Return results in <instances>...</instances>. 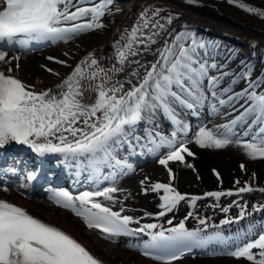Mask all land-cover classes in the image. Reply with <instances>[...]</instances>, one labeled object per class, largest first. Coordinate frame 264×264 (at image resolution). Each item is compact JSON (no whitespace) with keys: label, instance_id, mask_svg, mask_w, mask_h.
Returning <instances> with one entry per match:
<instances>
[{"label":"snow or ice","instance_id":"obj_1","mask_svg":"<svg viewBox=\"0 0 264 264\" xmlns=\"http://www.w3.org/2000/svg\"><path fill=\"white\" fill-rule=\"evenodd\" d=\"M112 2L101 0L96 4L94 0H0V46L67 42L78 34L103 29L105 25L101 18L111 14ZM186 2L195 3L196 0ZM88 3H93V6H81ZM73 8L75 11H72ZM245 10L256 11L251 8ZM160 12L158 8L146 9L131 30L123 29L120 39L114 43L119 67H101L94 54L89 53L55 88L41 91H35L33 86L0 71V148L14 141L27 145L40 155L62 154L65 160L79 162L101 176L103 166L119 168L123 173L124 169L132 170L133 166L126 159H118L115 153L125 144L130 151L136 150L133 141L139 145L141 138L134 133L141 121L152 122V118L160 111L173 122L177 130L186 133L187 126L179 119L177 106L197 115L198 110L207 106L211 115L219 116L222 114L221 108H235V104L243 100L244 104L240 105L243 111L239 116L213 130L201 127L194 142L200 148L224 149L233 145L242 149L250 160L264 159V91H257L264 85V74L252 80V69L249 67L231 81V84H236L239 80H246L245 88L233 92L229 86L218 92L223 77L231 74L223 72L221 76L209 75L210 68L215 69L216 65H208L200 60L197 49L204 45L198 44L193 38L191 44L186 46L181 36L175 37L172 43L166 41L158 50V58L150 66L141 64L139 60H129L130 56L139 54L140 45L148 50L157 42L156 37L166 30L161 20L167 24L172 23L171 15L160 17ZM260 15L264 16V13ZM7 56L8 52L0 47V63L11 64L12 59L19 60V57L6 60ZM56 62L66 64L65 61ZM131 63L138 67L124 80L117 79L118 74L124 71V66ZM140 68L144 69L143 74ZM7 72L11 73L12 68L9 67ZM132 77L136 79L135 83ZM205 80L207 92L203 87ZM250 117L251 123H248ZM238 124L248 126L240 133L236 131ZM248 137L250 139H246ZM140 147L146 148L148 152L160 147L169 149L158 162L167 169L171 179H175V174L169 167L170 161L194 167L186 162L183 155L191 157L194 153L185 142L177 139V131H173L171 137L159 132L150 134L148 143ZM240 168L243 171L245 165L241 164ZM216 175L219 178V173ZM28 179H33V176H28ZM140 183L146 194L149 189L143 188V185L147 183V177ZM236 183L239 184V181ZM18 187L26 188L27 185L20 184ZM149 187L151 191L163 190L165 193L159 197L162 201L159 217L175 209L180 201L189 200L192 207H195V201L202 198L186 197L170 183H153ZM0 191L8 192L7 184L0 186ZM117 191L119 189L113 186L104 190L83 191L75 197L67 191H60L53 199L57 205L83 217L88 228H97L105 233L106 238L140 233L148 236L150 239L142 245L143 255L160 264H172L187 251L196 247L207 248L211 244L219 245L222 255L243 258L250 264H264V226L256 230L255 225L250 224L246 231L238 230L234 236H225L222 231L207 233L208 227L220 226L209 225L207 219L200 217L195 218L205 226L203 229L189 230L184 221L169 228L156 223L141 225L140 220L121 215V212L113 211L111 207L96 200L97 197H104L105 200L115 202L111 194ZM253 191L264 193V188H254L246 182L236 193L209 192L205 195L218 200L224 195ZM238 206L241 209L239 215L222 220L221 226L238 223L246 214L251 215L247 213L246 205ZM222 210L226 213L229 211L228 208ZM188 216L192 217L193 213L189 212ZM167 223L171 225L172 220ZM133 224L139 227H130ZM251 236H256V239H250ZM0 264L102 262L69 234L34 218L19 206L0 199Z\"/></svg>","mask_w":264,"mask_h":264},{"label":"bare ground","instance_id":"obj_2","mask_svg":"<svg viewBox=\"0 0 264 264\" xmlns=\"http://www.w3.org/2000/svg\"><path fill=\"white\" fill-rule=\"evenodd\" d=\"M124 7L119 11L120 18H117L116 13L111 12L110 15H105V20H102L104 25H108L109 29L103 36V39L98 38L97 35L93 36L84 34L79 38H76L73 42L64 44L63 48L53 49L58 50L59 53L64 57H67V61L71 63L81 62L82 57L86 54L93 53L95 58L99 61L100 66L104 68H110L113 65L119 67L117 62L116 51L114 49V43L120 39V35L123 29L131 28L138 21L140 14L148 10L161 9L160 17H167L171 15L173 17L172 23L167 24L165 20H161V23H165L166 30L161 33L159 37H156L157 42L152 44L148 50H144L143 45L139 47V54L136 56H130V61L139 60L141 64L150 66L152 62H155L159 56V49H161L165 42L171 38V34H175L177 30H182L181 37L187 41L192 39V27L200 26L201 28H209L212 31H216L220 34L225 35L229 40H236L237 42L246 45L250 48L249 56L246 55L237 56L236 60L231 66H224L214 72L216 76H221L223 72H228L231 75L223 77L222 84L220 83L217 91L220 89L231 86L233 92L236 86L243 84L245 80H239L236 84H231V81L236 79L240 74L237 71H242L247 62L248 67L255 68L256 64L261 60V69L258 70L260 75L264 74V16L260 13H264V0H196L195 3H187L186 0H123ZM244 5L245 7H241ZM246 8L255 9V12L246 11ZM118 15V14H117ZM151 15V11H149ZM157 17V19H160ZM117 22L114 24L113 22ZM208 44H211L207 41ZM214 45L212 46V48ZM232 53L226 55V58L231 60L233 57ZM88 56V55H87ZM86 56V57H87ZM12 57H19V60L12 59L11 64L0 63L5 65L7 68L11 67L12 70L16 71L24 80L34 86L35 88H42L44 86L55 88L61 81L52 80L53 75L46 71V65L48 62L43 54L32 55L31 57L18 56L16 53L8 52L7 59ZM235 57V56H234ZM233 57V58H234ZM205 61V58H203ZM211 59L207 60L206 64H209ZM221 62V61H220ZM17 64L19 67L17 68ZM49 65V64H48ZM238 66V68H237ZM138 66L135 63L126 64L124 71L119 73L117 79L124 80L128 77L134 69ZM237 68L235 71L232 69ZM140 73L143 74L144 69H139ZM232 72V73H231ZM68 74L65 75L67 77ZM64 77V78H65ZM134 78V77H132ZM227 78V80H226ZM227 82V84H226ZM86 83V81H85ZM227 85V86H226ZM127 86V85H125ZM244 85L241 90L245 88ZM205 89V88H204ZM207 92V89H205ZM264 91V86L258 90V92ZM231 93H229L230 95ZM86 96L88 93L85 94ZM94 97V94H93ZM223 98L226 99V96ZM244 104L241 100L235 104V108L225 106L226 112L234 115L237 110L239 115L243 108L240 105ZM236 115V114H235ZM155 121H159L160 115L157 112L155 115ZM219 126V123L212 125L210 130L215 129ZM248 125L245 124L241 128H246ZM195 138L190 141L189 146L194 156H186L185 160L187 163L192 164L194 167L189 168L179 162H169V167L175 174V179L169 177L167 169L160 165L159 167H149L145 169V172L136 175V178H132L130 182L124 184V186L118 188L119 191L112 193L115 202L111 201L112 204L116 205L119 210L125 211V209H131L137 211V215L147 214L151 212L156 205L158 206V200L152 197V191L142 193L141 181L147 177L148 181L161 178L162 180H170L176 191L189 193H197L205 189H224V188H237L241 186L243 182L251 184L254 188L264 187V159H257L255 161L250 160L243 153L242 149L229 145L224 149L215 148H200L195 142ZM244 164L245 168L242 171L240 165ZM215 170V172L213 171ZM216 173H219L217 178ZM253 173L255 178L253 179ZM239 181V184L236 183ZM146 183V184H147ZM143 185V188L146 186ZM139 187V189L137 188ZM257 191L248 192L246 194H240L234 198H227L222 196L216 201L219 206L213 207L208 205L206 208L208 211L203 210V206L200 208V214L205 213L208 216V224L215 225L217 221H222L224 218L237 217L240 212L238 205H246L247 213L254 212V222L250 223L253 225L264 224V202L260 201L264 199V193L259 194ZM8 197H14L17 199V193H9ZM213 197H208L207 200H211ZM239 199L235 204H231L234 200ZM23 200V199H21ZM25 203L35 210L37 213L42 214L47 219H56L64 223L65 226L70 227L73 230V234H77L79 238L90 245L92 250L102 255L108 260L110 264H156L148 262L141 258H136L133 253L125 252L120 246L114 247L112 244L104 243L97 235L88 233L84 229V225L76 221L68 212L59 210L46 205L40 200H31L29 198L24 199ZM185 201V200H184ZM184 201H180L178 207L181 208ZM258 203V204H257ZM156 210L152 212H157ZM228 208L229 211L226 213L222 209ZM255 208H260L259 211H254ZM184 214V213H183ZM220 216V217H219ZM221 218V219H220ZM216 221V222H215ZM189 224L193 225L192 217L189 218ZM249 225L246 226V228ZM237 231L233 233L236 235ZM231 235V236H233ZM184 261V260H183ZM184 264H250L245 260L234 261V259L228 257H220L213 259H197L192 257L188 259Z\"/></svg>","mask_w":264,"mask_h":264},{"label":"rangeland","instance_id":"obj_3","mask_svg":"<svg viewBox=\"0 0 264 264\" xmlns=\"http://www.w3.org/2000/svg\"><path fill=\"white\" fill-rule=\"evenodd\" d=\"M116 16H118V15H116ZM120 17H121V16H120ZM120 17H117V18H120ZM113 23L116 24L117 22L114 21ZM100 31H102V29H98V30H95V31H90V33H93V34H91V35H93V36L97 35L98 38H101V37L104 36V34H103L102 32H100ZM106 31H107V30H106ZM106 31H105V33H106ZM179 33H180V32H179ZM179 33L177 32L176 35L173 36V37L171 38L170 43H172V42L174 41L175 37L180 36ZM246 51H248V50H243L242 53L246 54V53H247ZM261 63H262L261 60H259V62L256 64L260 69H261V66H262ZM257 71H258V70H257ZM257 71H256V70H253L251 76L255 78V76L258 75V72H257ZM263 86H264V85H262L260 88H262ZM187 162H188V161H187ZM187 257H189V256H186V257H185V260H187Z\"/></svg>","mask_w":264,"mask_h":264}]
</instances>
